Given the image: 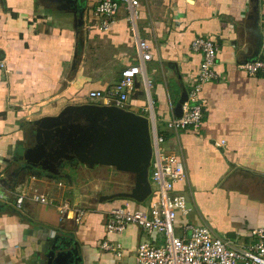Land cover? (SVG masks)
<instances>
[{
  "label": "crops",
  "instance_id": "obj_1",
  "mask_svg": "<svg viewBox=\"0 0 264 264\" xmlns=\"http://www.w3.org/2000/svg\"><path fill=\"white\" fill-rule=\"evenodd\" d=\"M96 2L0 0V193L37 189L71 205L61 218L56 205L26 198L18 208L14 198H0V264H137L141 242L162 241L136 224L116 235L105 229L112 208L148 207L157 196L153 145L151 192L142 201L119 194L134 188L133 172L75 159L54 174L24 156L35 144L37 119L71 104L112 105L89 92L108 94L121 71L139 62L138 36L151 46L145 71L152 87L148 92L138 75L121 108L146 116L150 128L151 96L164 150L182 153L187 178L176 182L175 193L192 211L177 214V233L195 223L224 240L253 242V231L264 229V68L251 74L241 65L264 61V0H141L137 31L124 10L108 30L99 29ZM199 36L219 44L217 77L202 90L200 128L176 134L166 120L178 116L198 73L202 55L191 44ZM106 238L121 242V257L101 248Z\"/></svg>",
  "mask_w": 264,
  "mask_h": 264
},
{
  "label": "built area",
  "instance_id": "obj_2",
  "mask_svg": "<svg viewBox=\"0 0 264 264\" xmlns=\"http://www.w3.org/2000/svg\"><path fill=\"white\" fill-rule=\"evenodd\" d=\"M141 0H97L93 10V23L101 30H108L117 21L121 10H124L126 19L132 24L135 31L138 29L139 8ZM137 46L139 62L129 65L121 71V78L108 94L100 90H92L89 97L100 98L108 104L124 107L136 89V77L143 75L147 91L152 87V80L146 75L145 62L152 57L151 46L146 39L138 36ZM194 51L202 55V61L189 88L187 101L183 104L180 116H173L166 120V127L178 134L183 129L197 130L203 123L204 108L207 103L202 96L206 83L217 77L216 63L220 50L216 40L210 37H196L191 44ZM2 66L3 63H0ZM249 73L253 74L264 68V61L254 60L242 63ZM151 110L150 133L154 156L152 160L151 178L156 185L157 196L150 200L148 207L129 208L118 206L109 211L105 224L108 235L122 233L129 224H136L149 233H159L162 241L159 243L141 242L136 249L137 264H264V229L253 231L255 240L251 243L237 244L234 241L224 240L216 236L205 225L187 223L182 227L183 232L177 233V214L189 215L192 207L187 203L182 193H175V184L187 178L181 152H168L163 148L166 137L160 133L157 119L153 110V101L149 96ZM10 195L0 193V198L6 201L15 199L18 208L22 207L26 198L44 204L56 205L64 218L71 211L68 202L56 203L48 195L37 189L29 192H20ZM84 214L80 210L76 220ZM101 248L113 253L117 257L123 255L121 242L106 238Z\"/></svg>",
  "mask_w": 264,
  "mask_h": 264
},
{
  "label": "water",
  "instance_id": "obj_3",
  "mask_svg": "<svg viewBox=\"0 0 264 264\" xmlns=\"http://www.w3.org/2000/svg\"><path fill=\"white\" fill-rule=\"evenodd\" d=\"M187 97L178 104V116ZM34 125L35 144L24 154L31 165L54 174L75 159L113 166L136 174L132 191L121 196L142 201L151 192L148 170L153 149L146 116L115 105L71 104L58 115L37 119Z\"/></svg>",
  "mask_w": 264,
  "mask_h": 264
},
{
  "label": "rangeland",
  "instance_id": "obj_4",
  "mask_svg": "<svg viewBox=\"0 0 264 264\" xmlns=\"http://www.w3.org/2000/svg\"><path fill=\"white\" fill-rule=\"evenodd\" d=\"M97 191H99V190H97ZM104 191H106V188L103 186V187H102V190L100 189L99 193L104 192ZM95 194H98V192L95 193Z\"/></svg>",
  "mask_w": 264,
  "mask_h": 264
}]
</instances>
